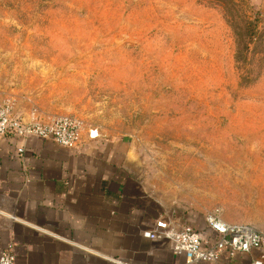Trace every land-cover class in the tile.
I'll use <instances>...</instances> for the list:
<instances>
[{"label":"rangeland","instance_id":"1","mask_svg":"<svg viewBox=\"0 0 264 264\" xmlns=\"http://www.w3.org/2000/svg\"><path fill=\"white\" fill-rule=\"evenodd\" d=\"M0 105L123 141L163 209L264 235V0H0Z\"/></svg>","mask_w":264,"mask_h":264},{"label":"crops","instance_id":"2","mask_svg":"<svg viewBox=\"0 0 264 264\" xmlns=\"http://www.w3.org/2000/svg\"><path fill=\"white\" fill-rule=\"evenodd\" d=\"M129 150L88 133L74 149L0 137V252L11 247L16 264H190L168 241L145 234L171 217L211 236L205 218L166 211L151 199ZM255 261L264 264L259 248L235 257L223 252L214 264Z\"/></svg>","mask_w":264,"mask_h":264},{"label":"built area","instance_id":"3","mask_svg":"<svg viewBox=\"0 0 264 264\" xmlns=\"http://www.w3.org/2000/svg\"><path fill=\"white\" fill-rule=\"evenodd\" d=\"M91 137L98 134L90 133ZM0 137H14L22 140L38 138L53 141L57 145L74 149L82 139V127L78 119L62 116L49 121L26 120L13 113L8 105H0ZM19 154L23 148L17 150ZM211 236L196 230L187 223H176L171 217L156 221L151 232L145 234L152 240L168 241L175 254H183L190 264L217 263L223 252L230 257L238 253L259 248L264 251V235L245 224L229 223L218 216L205 218ZM14 250L9 247L0 252V264H16ZM252 264H262L255 261Z\"/></svg>","mask_w":264,"mask_h":264},{"label":"water","instance_id":"4","mask_svg":"<svg viewBox=\"0 0 264 264\" xmlns=\"http://www.w3.org/2000/svg\"><path fill=\"white\" fill-rule=\"evenodd\" d=\"M129 159L131 160V158H129ZM130 160H129V161H130ZM129 163H130V167H131V169L133 170V168H132V166H131V164H132L131 161H130Z\"/></svg>","mask_w":264,"mask_h":264}]
</instances>
